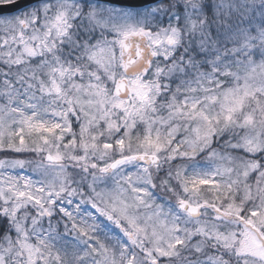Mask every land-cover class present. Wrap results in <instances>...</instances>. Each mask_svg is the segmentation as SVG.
I'll return each mask as SVG.
<instances>
[{"label":"snow or ice","instance_id":"6c2138e0","mask_svg":"<svg viewBox=\"0 0 264 264\" xmlns=\"http://www.w3.org/2000/svg\"><path fill=\"white\" fill-rule=\"evenodd\" d=\"M0 264H264V0H0Z\"/></svg>","mask_w":264,"mask_h":264}]
</instances>
